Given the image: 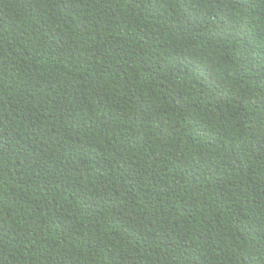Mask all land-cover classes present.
Masks as SVG:
<instances>
[{
	"label": "trees",
	"instance_id": "16d2710c",
	"mask_svg": "<svg viewBox=\"0 0 264 264\" xmlns=\"http://www.w3.org/2000/svg\"><path fill=\"white\" fill-rule=\"evenodd\" d=\"M0 264H264V0H0Z\"/></svg>",
	"mask_w": 264,
	"mask_h": 264
}]
</instances>
